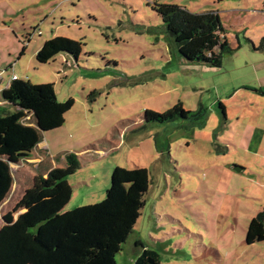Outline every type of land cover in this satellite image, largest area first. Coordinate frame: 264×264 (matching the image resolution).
<instances>
[{
  "label": "rangeland",
  "instance_id": "rangeland-1",
  "mask_svg": "<svg viewBox=\"0 0 264 264\" xmlns=\"http://www.w3.org/2000/svg\"><path fill=\"white\" fill-rule=\"evenodd\" d=\"M156 3L213 11L229 37L264 27V0H0V80L50 83L58 101L74 100L63 126L41 135L50 155L106 152L81 156V169L68 178L74 193L64 213L102 202L116 167L147 169L146 203L117 264H135L139 243L156 250L161 264H264V241L244 240L248 222L264 210V167L249 163L237 148L240 133L227 130L218 111L238 85L236 75L231 82L227 73L180 59L152 11ZM250 8L259 12L250 17ZM56 37L81 41V56L37 63L43 43ZM178 103L201 118L143 125L145 111L164 113ZM23 123L34 125L32 115ZM227 142L235 147L228 153ZM242 165L243 173L235 170ZM11 171L0 225L35 172L24 160Z\"/></svg>",
  "mask_w": 264,
  "mask_h": 264
},
{
  "label": "trees",
  "instance_id": "trees-1",
  "mask_svg": "<svg viewBox=\"0 0 264 264\" xmlns=\"http://www.w3.org/2000/svg\"><path fill=\"white\" fill-rule=\"evenodd\" d=\"M152 11L162 19L169 43L183 61L220 68L224 57L232 53L217 13H190L177 5L159 3ZM82 51L81 41L56 37L43 43L35 60L46 64L55 56L64 55L77 61ZM0 97L8 105L0 107L1 207L14 183L12 165H19L34 151L42 133L61 128L75 102L58 101L53 84L33 85L17 79ZM182 107L178 103L164 113L145 111L142 123L162 125L175 119L201 118L200 112ZM218 107L225 121V107L222 103ZM28 115H32L34 126L23 123ZM64 160V167L35 175L14 207L2 215L0 264H117L115 257L133 234L146 203L145 194L150 187L147 169L116 167L102 202L64 213L72 198L68 178L81 169L75 154H66ZM244 240L246 245L264 241V210L248 222ZM139 244L142 251L135 264H161L156 250Z\"/></svg>",
  "mask_w": 264,
  "mask_h": 264
},
{
  "label": "crops",
  "instance_id": "crops-1",
  "mask_svg": "<svg viewBox=\"0 0 264 264\" xmlns=\"http://www.w3.org/2000/svg\"><path fill=\"white\" fill-rule=\"evenodd\" d=\"M262 5L263 9L261 13L264 14V3H262ZM256 12L259 11L250 8L246 13L250 16ZM227 33L226 29L225 35L229 43L228 45H230L229 47L232 50L230 55H226V63L228 64H224L222 61L220 68L203 66L209 68L218 76L224 73L231 75V82L235 81L232 75H236L235 79L238 85L233 88L231 92H225L223 97L224 100H222V98L219 100V103L222 102L223 104L227 102L230 104L229 108L224 105L225 121L221 116L220 119L224 122L223 126H226L227 130L230 129L231 133H233L234 129H237L240 133V138L236 141V143H238L237 148L239 147L242 152L250 155L251 161L248 159L249 163L251 162L252 166L259 164L264 167V44L262 42L264 27H257L251 32L244 30L243 33H239L237 31L236 34H241L242 37L241 35L237 36L235 34V37H233L236 41L232 39L233 37H229ZM238 37H240L241 40ZM233 41L234 46H232ZM12 81L11 76V80L6 82L3 86L0 80V93L8 88ZM0 107H8L7 103L3 102L1 97ZM233 116L236 117L235 125H232L234 121ZM227 143L228 144L225 143L226 149H228L229 146L234 147L233 144ZM92 151L99 157L106 153L103 150H96L94 148L84 149L81 152L75 151L73 154L77 156L80 163L81 156H85ZM49 152H51V149L47 140H42L41 137V142L36 146L34 151H32L27 158L23 159L31 166V169L35 170L33 174H30L32 182L35 175H37L36 172L45 175L49 170L57 168L59 165L65 166L64 156L68 153L57 158L50 155ZM228 152H230V147L227 153ZM242 168L241 171H238L239 173H243L247 167L242 165ZM91 178H93V176ZM73 193L74 191L72 190V196Z\"/></svg>",
  "mask_w": 264,
  "mask_h": 264
},
{
  "label": "built area",
  "instance_id": "built-area-1",
  "mask_svg": "<svg viewBox=\"0 0 264 264\" xmlns=\"http://www.w3.org/2000/svg\"><path fill=\"white\" fill-rule=\"evenodd\" d=\"M17 76L16 75H12V80H16Z\"/></svg>",
  "mask_w": 264,
  "mask_h": 264
},
{
  "label": "water",
  "instance_id": "water-1",
  "mask_svg": "<svg viewBox=\"0 0 264 264\" xmlns=\"http://www.w3.org/2000/svg\"><path fill=\"white\" fill-rule=\"evenodd\" d=\"M235 170H236V171H241V168H239V167H235Z\"/></svg>",
  "mask_w": 264,
  "mask_h": 264
}]
</instances>
